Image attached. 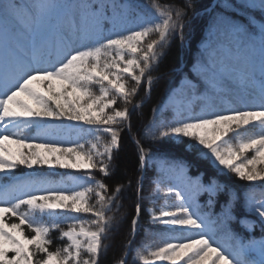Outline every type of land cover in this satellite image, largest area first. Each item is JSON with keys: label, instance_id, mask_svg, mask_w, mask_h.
<instances>
[{"label": "snow or ice", "instance_id": "obj_1", "mask_svg": "<svg viewBox=\"0 0 264 264\" xmlns=\"http://www.w3.org/2000/svg\"><path fill=\"white\" fill-rule=\"evenodd\" d=\"M193 16H200L195 0L182 7L0 0V264H103L105 241L125 221L126 242L113 264H264V190L256 196L257 182L264 189V0L204 7L198 57L181 73L179 88L152 109L148 146L134 141L139 171L151 168L156 177L150 196L167 182L163 195L176 203L149 209L145 226L143 175L130 220L119 201L132 181L114 189L105 182L115 171L121 133L131 131L132 97L141 85L151 94L153 69L174 40L184 41ZM161 141L169 143L156 147ZM200 161L215 170L206 182L199 172L190 175ZM56 169L78 175L56 179ZM237 181L248 187L241 191ZM201 195L208 197L203 205ZM217 203L219 212L205 210ZM53 230L66 243L50 250ZM141 232L163 242L137 250Z\"/></svg>", "mask_w": 264, "mask_h": 264}, {"label": "trees", "instance_id": "obj_2", "mask_svg": "<svg viewBox=\"0 0 264 264\" xmlns=\"http://www.w3.org/2000/svg\"><path fill=\"white\" fill-rule=\"evenodd\" d=\"M137 3H142L143 0H135ZM157 2L161 4H171L176 7H182L185 3V0H157ZM196 2V11L200 13V16L192 17V24L185 29V37L184 41L174 40L170 47L166 49V54L162 58L158 67H155L151 73L153 77V86L151 94L145 91L146 85H141L138 94L132 97V103L128 105L129 111L131 113V131L129 132L125 129L121 133V150L118 154H114L115 159L113 160V164L115 166V171L112 172L110 179H105V182L109 185L110 189H114L115 186L119 184H127L129 180L132 181V190L131 192H126L125 196L119 201L120 204L123 205L122 208L119 209V213L127 214V218L130 220L131 213L133 211V205L136 203V185L138 178L143 175V195L145 199L141 201L142 208V220L145 226L148 225L149 216L148 210L155 209L159 210L160 208L171 207L174 205V198L171 196H164L163 193L166 190L167 182L161 185L160 195H151L150 193H154V183H155V175L154 171L149 168L144 173L139 171V165L137 164V149L134 141L139 139L141 143L145 144L147 147L149 141L147 140L145 133L148 130V125L154 119V113L152 109L161 105L162 102L166 100L170 90L175 87L179 80L181 79V73L187 72L191 63L193 62L194 55L198 52L201 37L206 35V31L204 29V25L201 23L200 17L203 16L204 7L208 6L212 3V0H195ZM191 15V13H190ZM129 84H132L129 81ZM135 107V111L133 108ZM117 107L123 108L124 104L122 101H118ZM168 116H171V113H167ZM25 135H34L31 130H26ZM107 137H105V140ZM168 141L159 142L156 147H161V145H167ZM170 155L180 157L183 156L184 153L179 150H171L169 152ZM191 159L192 157H188ZM43 171H53L48 169H43ZM201 174V179L203 181H207L209 176L215 174V170L207 163V161H200L197 163L195 167H193L190 175L196 176L197 173ZM58 175L54 178L59 179L62 175L69 174L67 171L57 169L55 171ZM74 175H78L74 173ZM97 179H104L98 172L95 173ZM221 179H224L221 177ZM234 179V178H233ZM236 187L243 191L248 187L247 182H236ZM208 197L206 195L200 196L201 204H205ZM220 201H223L225 197L223 195L220 196ZM92 203L95 202V197H92L90 201ZM206 211H220L219 203H217L213 208H205ZM116 212V209L113 210ZM238 214H243V201L237 205ZM113 213H109L112 215ZM90 219L91 217H86ZM249 219H255V217H249ZM15 220V218H13ZM62 228H66L67 225H61ZM231 227L237 233H241L242 231L248 232V230L241 226L240 224L233 223ZM30 230L26 229V234H29ZM128 233L127 221H125V226L121 230V232L115 237L114 240L110 239L105 241L107 245H109L110 250L104 256L103 264H113V261L118 259L122 254V244L126 242L125 237ZM254 234H261L259 228L254 230ZM144 235V232H141L137 237V245L140 238ZM50 237L52 239V244L49 245L50 250H55L57 247H63L66 241L60 238V232L57 230H53L50 233ZM9 256H12L9 253ZM38 258V257H37ZM34 258V259H37Z\"/></svg>", "mask_w": 264, "mask_h": 264}, {"label": "rangeland", "instance_id": "obj_3", "mask_svg": "<svg viewBox=\"0 0 264 264\" xmlns=\"http://www.w3.org/2000/svg\"><path fill=\"white\" fill-rule=\"evenodd\" d=\"M200 48V47H199ZM198 55H199V50H198V52L194 55V58H193V62L196 60V58L198 57ZM192 62V63H193ZM192 63H191V65H192ZM191 65H190V67H189V69L191 68ZM181 80V79H180ZM180 80H179V82H178V84L176 85V87H174L173 89H178L179 88V86H180ZM178 102V101H177ZM168 103H171V101H168ZM166 106V105H165ZM224 106L225 107H227V106H237V105H229L227 102L224 104ZM249 155H251V154H249ZM62 170V169H61ZM54 171H57V169L56 170H54ZM64 171H67L68 172V170H64ZM66 187H68L69 189H72V188H76V187H78V185H76V184H72V183H68L67 185H66ZM166 187H167V185H166ZM262 190H264V189H262L261 188V186H260V182H257V187H256V196H257V198H259L260 197V195H261V192H262ZM199 201H200V199H199ZM176 203V201H175V199H174V204ZM165 207V206H164ZM243 236H245V237H247L248 235H246V234H242ZM261 235L262 234H258V235H255L256 236V238L257 239H259L260 237H261ZM163 242V239H162V237H160V236H156V237H152V236H145V234L144 235H142V237L140 238V240H139V242H138V247H137V250H142L141 249V245L142 244H152L153 246H158V245H160L161 243ZM11 253V252H10ZM11 255H13V253H11ZM165 264H167V262H165Z\"/></svg>", "mask_w": 264, "mask_h": 264}]
</instances>
